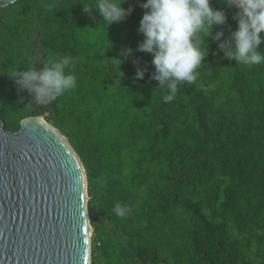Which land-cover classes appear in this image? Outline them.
<instances>
[{
    "label": "trees",
    "instance_id": "trees-1",
    "mask_svg": "<svg viewBox=\"0 0 264 264\" xmlns=\"http://www.w3.org/2000/svg\"><path fill=\"white\" fill-rule=\"evenodd\" d=\"M45 1L21 0L20 11L11 3V16H0V120L14 133L22 119L48 113L45 120L67 137L87 173L90 216L92 179L104 173L115 182L117 202L131 212L117 217L116 202L104 215L127 242L91 220L106 264H264V64H236L209 36L195 83L180 84L164 103L165 90L151 78L152 54L137 50L147 10L131 9L107 25L99 12L83 11L95 0ZM211 3L226 13L225 24L213 27L224 39L237 27V9ZM33 13L44 28L42 59L73 56L78 83L31 110L28 91L10 76L32 66ZM126 47L137 64L112 83ZM137 68L146 69L142 79Z\"/></svg>",
    "mask_w": 264,
    "mask_h": 264
},
{
    "label": "water",
    "instance_id": "water-1",
    "mask_svg": "<svg viewBox=\"0 0 264 264\" xmlns=\"http://www.w3.org/2000/svg\"><path fill=\"white\" fill-rule=\"evenodd\" d=\"M50 127L85 183L52 131L22 119L12 133L0 120V264H90L86 171Z\"/></svg>",
    "mask_w": 264,
    "mask_h": 264
},
{
    "label": "clouds",
    "instance_id": "clouds-1",
    "mask_svg": "<svg viewBox=\"0 0 264 264\" xmlns=\"http://www.w3.org/2000/svg\"><path fill=\"white\" fill-rule=\"evenodd\" d=\"M15 2L11 0L12 4ZM123 3L125 0H95L94 5L82 7L89 14L93 10L99 12L110 25L130 14L131 6L125 9ZM224 3L229 9H237L233 16L237 27L221 39L224 32H213V27L225 24L226 13L214 8L211 0H144L142 7L147 11L137 29L144 38L137 50L152 54L155 70L151 78L158 81V88L165 90L164 103L174 99L180 84L191 85L197 80V70L208 54L206 37L211 36L223 57L235 60L236 64L249 67L264 64V52L260 48L264 43V0H224ZM53 7L55 3H50L49 8ZM201 43L205 45L203 50ZM131 51L126 47L122 55L127 58ZM37 61L43 65L39 70L34 67ZM74 65L75 58L71 55L37 59L28 69L15 70L10 78L19 89L27 90L34 101L47 105L77 87ZM145 71L137 68L135 76L142 79ZM113 212L125 218L131 207L117 202Z\"/></svg>",
    "mask_w": 264,
    "mask_h": 264
},
{
    "label": "rangeland",
    "instance_id": "rangeland-1",
    "mask_svg": "<svg viewBox=\"0 0 264 264\" xmlns=\"http://www.w3.org/2000/svg\"><path fill=\"white\" fill-rule=\"evenodd\" d=\"M34 3H39V4H45V0H33ZM131 4V9L134 8H141L142 10H147L144 9L142 7V4L144 3V0H130ZM15 7L17 8L18 11L21 10V0H17L15 2ZM11 7L10 4L6 5V6H0V16H11ZM30 19L32 21V25L34 28V32H33V37L31 40V44H32V53H33V62L37 59H42V52H43V48H44V44L42 42L41 39V33L44 31V28L40 25V23L38 22V17L36 15V13H33L30 16ZM203 35V34H202ZM208 37L205 38V40H207ZM129 42V39L127 38H123L119 41V45L121 46H125L127 43ZM120 64H119V61ZM32 62V64H33ZM116 64L117 67L114 71V75L112 77V83H115L117 81V79L119 78V73H121L123 71L124 68L126 67H135V65L137 64V60L135 58L134 55H128L127 58L124 57V55L121 54L119 55L118 59L116 60ZM119 65V66H118ZM34 67L39 70L41 67V63L40 62H36L34 64ZM29 98H30V107L31 110L37 109L40 106H44L41 103H38L36 101L33 100L32 95L28 92ZM31 116H43V114L39 113V111L34 112L33 115ZM45 120V119H44ZM46 123H48V125L52 126L53 128H55L56 130H58L52 123H49L45 120ZM59 131V130H58ZM60 132V131H59ZM61 133V132H60ZM62 134V133H61ZM86 177H87V173H86ZM88 179H87V183H86V190H87V196H86V209H87V205H88V200H89V196H88ZM115 186V182L114 181H110V179L107 177L106 174L104 173H100L97 176H95L92 181H91V188H92V192H93V213L92 216H90L88 210H87V220H88V225H89V261L91 264V260L93 257V260L96 262V264H106L107 261L110 259V257L108 256V254L102 250L101 248H99V244L97 243V247L96 249L94 248V240H95V232L93 230V226L91 224V220L95 223V224H104L107 229L122 243H126L127 239L125 236H123L120 232H118L115 227L113 226V224L107 219V217L104 215L105 210H107V208L109 206H111L112 204H115L118 199L116 196H114V192L116 191V189L114 188ZM130 264H140V263H130Z\"/></svg>",
    "mask_w": 264,
    "mask_h": 264
},
{
    "label": "bare ground",
    "instance_id": "bare-ground-1",
    "mask_svg": "<svg viewBox=\"0 0 264 264\" xmlns=\"http://www.w3.org/2000/svg\"><path fill=\"white\" fill-rule=\"evenodd\" d=\"M23 122L24 123H32V124H35V125H38V126H41V127H44V128H47L48 130L52 131L54 134H56L60 140L63 142V144L66 146V148L69 150L70 154L73 156V158L76 160L79 168H80V171H81V175H82V181L85 183V176H84V171L82 169V166L80 164V161L78 160L77 156L74 154V152L71 150L69 144L67 143V141L62 137L60 136L55 130L51 129L50 126H47L43 123V120L41 119V117L39 116H34V117H27L25 119H23ZM89 231H88V235H89ZM90 236V235H89Z\"/></svg>",
    "mask_w": 264,
    "mask_h": 264
}]
</instances>
